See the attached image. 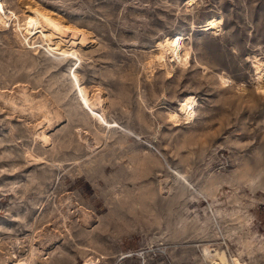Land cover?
<instances>
[{"label":"rangeland","instance_id":"374dc122","mask_svg":"<svg viewBox=\"0 0 264 264\" xmlns=\"http://www.w3.org/2000/svg\"><path fill=\"white\" fill-rule=\"evenodd\" d=\"M3 4L0 264H264V0ZM33 9L79 39L51 46ZM176 35L188 63H160Z\"/></svg>","mask_w":264,"mask_h":264},{"label":"bare ground","instance_id":"6f19581e","mask_svg":"<svg viewBox=\"0 0 264 264\" xmlns=\"http://www.w3.org/2000/svg\"><path fill=\"white\" fill-rule=\"evenodd\" d=\"M33 16L31 21V28L37 30L45 39L46 41L52 46L53 43H70L76 42L78 38L76 31L64 24L60 19L51 16L50 14L40 11L38 9H33ZM0 15L3 16L2 20L4 23L9 21V17L7 16V12L5 11L3 0H0ZM219 21L217 18H210L204 24H202L201 30L208 31V30H216L219 27ZM83 39V38H82ZM57 40V42H56ZM159 50V55L157 59L160 63H164L167 61V58H171L172 61L176 60L181 64H186L189 61V52L182 50V39L181 36L176 35L174 37L166 38L163 41H160L157 44ZM64 55L71 56L74 53H70L69 51H60ZM61 53V54H62ZM81 59V58H79ZM256 69L258 70L259 75V87L264 90V71L262 70V63L257 61ZM73 77L77 83L78 90L81 97V102L84 107H87L92 115L99 120L101 123H105L106 125L111 126V122L106 118V116L95 109V104L92 102L90 96L88 95L85 88L80 83V78L76 71L73 72ZM191 107L190 102L186 100L181 107L182 114L187 113L188 109ZM180 113H172L171 118L176 121L180 120ZM45 140L47 137H44ZM205 259L215 264H229L230 260L227 258V255L224 252H221L217 248H206ZM233 262L235 264H239L240 261L238 259H234ZM91 264V263H90Z\"/></svg>","mask_w":264,"mask_h":264}]
</instances>
